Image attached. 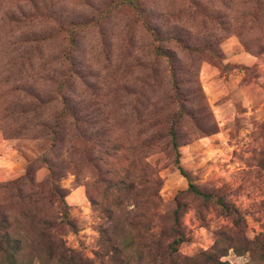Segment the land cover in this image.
Listing matches in <instances>:
<instances>
[{
	"label": "rangeland",
	"instance_id": "rangeland-1",
	"mask_svg": "<svg viewBox=\"0 0 264 264\" xmlns=\"http://www.w3.org/2000/svg\"><path fill=\"white\" fill-rule=\"evenodd\" d=\"M139 2L140 16L121 0H0V216L12 234L38 230L18 195L34 193L49 165L62 196L32 213L58 223L65 210L74 229L56 234L74 264H109L101 225L147 250L176 203L178 254L195 257L185 264L214 252L264 264V0ZM154 33L169 38V58L155 55ZM64 105L72 116L58 120ZM172 119L179 165L239 208L242 234L214 202L186 191ZM6 227L0 218V234ZM243 237L254 252L230 248Z\"/></svg>",
	"mask_w": 264,
	"mask_h": 264
},
{
	"label": "trees",
	"instance_id": "trees-1",
	"mask_svg": "<svg viewBox=\"0 0 264 264\" xmlns=\"http://www.w3.org/2000/svg\"><path fill=\"white\" fill-rule=\"evenodd\" d=\"M123 4H126L139 16L141 13V7L139 0H121ZM154 53L159 57L169 58L170 54L165 50L162 43L169 39L165 36H159L158 33H154ZM173 39V38H170ZM67 60V58H66ZM173 91L176 94L178 92V85L175 81V74L171 73ZM179 110L184 108L183 104H179ZM72 116V113L64 105L58 115V120H65L66 117ZM180 118V117H179ZM179 119H172L167 129L168 136L170 138L172 149L174 150L175 158L174 162L177 164L178 169L182 175L188 179L187 192L202 198L205 201H212L216 204L221 214L228 217L234 228L243 233L245 228V218L242 212L232 202L228 201L225 196L218 191H206L197 187L189 178V175L179 165V152L177 151V139H176V127ZM151 138L148 144L151 142ZM49 172L46 176L45 182H41L36 185L34 193L32 191L25 192L23 195H18L27 200V205L23 209L22 216L31 219L38 225V230L29 235H15L9 232V218L2 214L0 216L3 223L7 224L5 230L0 234V256L4 264H74L76 256L75 252L66 248L56 234V230L61 227L62 224L67 225L69 228L74 229L73 222L67 217L65 210L62 213V218L58 223H55L51 215L44 213L43 215H34L32 209L35 208L36 202H43L50 196H62L60 191L54 185L56 181V171L51 166H47ZM30 180V176L24 177ZM26 180V182H27ZM31 181V180H30ZM23 183L22 185H26ZM129 195H135L136 189L134 186H130L127 192ZM62 200V198H61ZM179 203H176L175 208L171 213V221L168 231L157 229L156 231L148 233L147 250L144 246L133 247V238L131 236L124 239L118 237V233L111 225H101L99 233L101 235V245L107 251L109 264H138L139 262L146 261L148 264H185L186 260L191 261L195 259L184 258L178 254V247L185 240V235L179 222L180 209ZM35 216V217H34ZM244 245L240 248L235 245L230 246L236 253L241 254L245 252H254V240L248 241L244 239ZM224 253L216 252L211 254H200L198 256L203 257V264H231L227 260H221ZM138 262V263H137Z\"/></svg>",
	"mask_w": 264,
	"mask_h": 264
}]
</instances>
